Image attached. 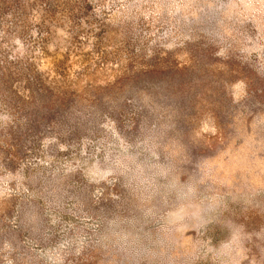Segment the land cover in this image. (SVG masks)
<instances>
[{
	"label": "rangeland",
	"instance_id": "1",
	"mask_svg": "<svg viewBox=\"0 0 264 264\" xmlns=\"http://www.w3.org/2000/svg\"><path fill=\"white\" fill-rule=\"evenodd\" d=\"M0 264H264V0H0Z\"/></svg>",
	"mask_w": 264,
	"mask_h": 264
}]
</instances>
